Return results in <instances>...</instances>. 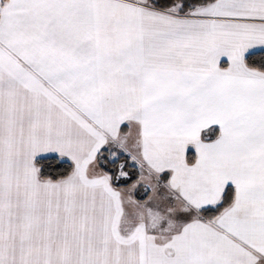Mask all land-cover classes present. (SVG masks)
Instances as JSON below:
<instances>
[{"label": "snow or ice", "instance_id": "6c2138e0", "mask_svg": "<svg viewBox=\"0 0 264 264\" xmlns=\"http://www.w3.org/2000/svg\"><path fill=\"white\" fill-rule=\"evenodd\" d=\"M0 264H264V0H0Z\"/></svg>", "mask_w": 264, "mask_h": 264}]
</instances>
